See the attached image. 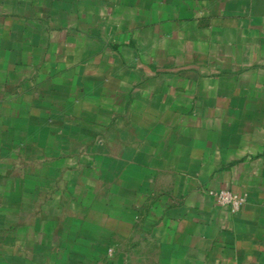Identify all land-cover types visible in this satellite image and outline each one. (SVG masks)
I'll return each instance as SVG.
<instances>
[{"label":"crops","instance_id":"obj_1","mask_svg":"<svg viewBox=\"0 0 264 264\" xmlns=\"http://www.w3.org/2000/svg\"><path fill=\"white\" fill-rule=\"evenodd\" d=\"M0 264H264V0H0Z\"/></svg>","mask_w":264,"mask_h":264},{"label":"built area","instance_id":"obj_2","mask_svg":"<svg viewBox=\"0 0 264 264\" xmlns=\"http://www.w3.org/2000/svg\"><path fill=\"white\" fill-rule=\"evenodd\" d=\"M207 193L216 203L226 206L232 213L238 212L246 201L245 194H240L228 189H209Z\"/></svg>","mask_w":264,"mask_h":264}]
</instances>
